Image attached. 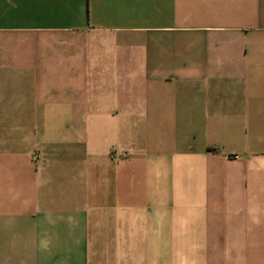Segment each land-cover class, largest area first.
<instances>
[{"label":"crops","instance_id":"1","mask_svg":"<svg viewBox=\"0 0 264 264\" xmlns=\"http://www.w3.org/2000/svg\"><path fill=\"white\" fill-rule=\"evenodd\" d=\"M0 264H264V0H0Z\"/></svg>","mask_w":264,"mask_h":264},{"label":"built area","instance_id":"2","mask_svg":"<svg viewBox=\"0 0 264 264\" xmlns=\"http://www.w3.org/2000/svg\"><path fill=\"white\" fill-rule=\"evenodd\" d=\"M233 159H237V157H233Z\"/></svg>","mask_w":264,"mask_h":264}]
</instances>
